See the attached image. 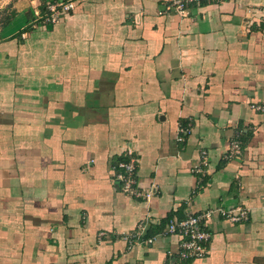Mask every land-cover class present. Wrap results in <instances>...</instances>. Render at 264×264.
Segmentation results:
<instances>
[{"label": "crops", "instance_id": "1", "mask_svg": "<svg viewBox=\"0 0 264 264\" xmlns=\"http://www.w3.org/2000/svg\"><path fill=\"white\" fill-rule=\"evenodd\" d=\"M21 1L0 30V264H264V0L184 19L168 0ZM128 153L150 201L115 181ZM236 206L248 221L215 213L205 257L179 260L169 221Z\"/></svg>", "mask_w": 264, "mask_h": 264}, {"label": "built area", "instance_id": "2", "mask_svg": "<svg viewBox=\"0 0 264 264\" xmlns=\"http://www.w3.org/2000/svg\"><path fill=\"white\" fill-rule=\"evenodd\" d=\"M225 0H168L166 7L167 12H173L181 19L187 18L194 7H199L208 3H221ZM74 9L73 1L67 3H49L45 15L39 11L35 14L42 25H55L59 23L61 17ZM260 23L264 25V10L260 18ZM254 109L263 110L261 106H253ZM180 132L188 134L185 129L181 128ZM182 140V139H180ZM241 153V146L238 142H233L230 146V157L238 156ZM128 160L121 161L118 164V171L115 181L118 182L119 189L122 193L130 197H136L145 201H150L154 197L153 190H145L140 187L137 178L138 160L128 153ZM208 157L206 152L202 153L203 169H197L198 173H203L205 167H208ZM220 213L227 221L239 223L250 219V209L244 206L230 207L226 209L209 210L199 214H190L184 220L169 221L166 232L169 235H178L181 238L179 243L178 258L181 261L198 260L207 254L208 243H210L212 234L207 230V223L212 219L215 213ZM136 232L131 234L127 239L130 245L140 242L145 231L143 223ZM151 242V240H150Z\"/></svg>", "mask_w": 264, "mask_h": 264}, {"label": "rangeland", "instance_id": "3", "mask_svg": "<svg viewBox=\"0 0 264 264\" xmlns=\"http://www.w3.org/2000/svg\"><path fill=\"white\" fill-rule=\"evenodd\" d=\"M18 1L19 0H0V30H2L4 27H6L7 24H8L9 19H11L13 17V14H14L13 13L14 12L13 6L16 3H18ZM22 2H26L27 3L28 0H22L21 3ZM36 4H39V3H36ZM39 6H38L37 10L40 12L42 7L39 8ZM47 6L48 5L45 6V9L47 8ZM30 23H31L32 28L45 26V25H42L41 22L37 19L35 11L33 12L32 20H31Z\"/></svg>", "mask_w": 264, "mask_h": 264}, {"label": "trees", "instance_id": "4", "mask_svg": "<svg viewBox=\"0 0 264 264\" xmlns=\"http://www.w3.org/2000/svg\"><path fill=\"white\" fill-rule=\"evenodd\" d=\"M40 13L42 14V15H45L46 13H47V11H46V9L44 8H42V10H40ZM11 19H9V21H10ZM8 21V22H9ZM258 24H260V23H258Z\"/></svg>", "mask_w": 264, "mask_h": 264}]
</instances>
